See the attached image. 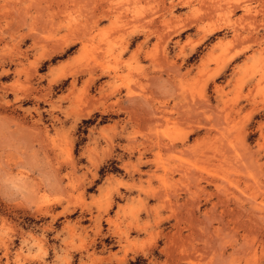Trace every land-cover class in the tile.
<instances>
[{
  "label": "rangeland",
  "instance_id": "374dc122",
  "mask_svg": "<svg viewBox=\"0 0 264 264\" xmlns=\"http://www.w3.org/2000/svg\"><path fill=\"white\" fill-rule=\"evenodd\" d=\"M236 1L0 0V264H264V0Z\"/></svg>",
  "mask_w": 264,
  "mask_h": 264
},
{
  "label": "bare ground",
  "instance_id": "6f19581e",
  "mask_svg": "<svg viewBox=\"0 0 264 264\" xmlns=\"http://www.w3.org/2000/svg\"><path fill=\"white\" fill-rule=\"evenodd\" d=\"M244 1V0H243ZM134 3V2H133ZM91 4V3H90ZM229 4H231V3H229ZM119 6H121V5H119ZM165 6V5H164ZM231 10H230V12H235L236 10H243V12H244V14L240 17L241 19L242 18H244V16L246 15V14H249V13H251L252 12V8L249 6V4H245V3H243V2H241V0H238V1H236V2H234V3H232L231 4ZM120 8V7H119ZM168 8V7H167ZM121 9V8H120ZM166 9V8H165ZM218 9V8H217ZM170 10V9H169ZM219 10V9H218ZM217 10V11H218ZM39 11V10H38ZM208 11V10H207ZM88 16V15H87ZM153 18V17H152ZM15 20V19H14ZM243 20V19H242ZM140 21V20H139ZM146 21V20H145ZM142 22V21H141ZM148 22V21H147ZM150 22V21H149ZM148 22V23H149ZM163 22V21H162ZM167 22V21H166ZM171 24V22H167V24ZM165 25V27L167 28L168 26H166V24H164ZM164 25H163V27H164ZM163 27H161V28H163ZM176 27V26H175ZM179 27V26H178ZM180 27H182V28H185L186 27V29H188L187 28V24L186 25H183V26H180ZM164 29V31H167V29ZM169 28V27H168ZM172 28V27H171ZM216 29H218V27H216V28H211V30H210V32H214ZM172 30H173V28H172ZM172 30L170 31V32H172ZM163 31V32H164ZM237 31V30H236ZM158 32V31H157ZM160 33V32H159ZM165 34H168V33H165ZM238 34V33H237ZM162 35H164V33L162 34ZM170 35V34H169ZM47 36V35H46ZM249 37V36H248ZM48 38V37H47ZM69 38V37H68ZM72 38V37H71ZM70 38V39H71ZM168 38V37H167ZM236 38H237V36H236ZM241 38V37H240ZM235 39V38H234ZM248 39V38H247ZM75 40H76V38H75ZM74 40V41H75ZM83 40V39H82ZM72 41H73V38H72ZM234 41V40H233ZM237 41V40H236ZM242 41V40H241ZM229 41H227L226 43H228ZM240 42V41H239ZM230 43V42H229ZM222 45V44H221ZM223 48V47H222ZM229 48V47H228ZM182 50V49H181ZM181 52H183V51H181ZM173 66V65H172ZM172 69H173V67H172ZM133 100V99H132ZM186 102V101H185ZM190 102V101H189ZM187 104V103H186ZM206 104V103H205ZM177 108V107H176ZM204 108V107H203ZM134 113H135V111H133ZM200 113V112H199ZM198 114V113H197ZM196 114V115H197ZM142 115V114H141ZM140 115V116H141ZM157 117V116H156ZM162 118V117H161ZM198 119V118H197ZM155 123V122H154ZM197 125V124H196ZM205 126V125H204ZM207 127V126H206ZM222 130V129H221ZM226 130V129H225ZM227 131V130H226ZM228 141V140H227ZM169 146V145H168ZM198 179V178H197ZM201 179V178H200ZM197 186V185H196ZM197 191V190H196ZM215 213V212H214ZM212 214V213H211ZM217 218V217H216ZM215 219V218H214ZM204 234V233H203Z\"/></svg>",
  "mask_w": 264,
  "mask_h": 264
}]
</instances>
